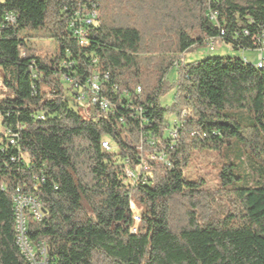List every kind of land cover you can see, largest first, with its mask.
<instances>
[{
    "label": "trees",
    "instance_id": "trees-1",
    "mask_svg": "<svg viewBox=\"0 0 264 264\" xmlns=\"http://www.w3.org/2000/svg\"><path fill=\"white\" fill-rule=\"evenodd\" d=\"M263 32L264 0H0V264H30L16 192L40 204L24 216L44 264H264ZM216 39L255 61H186ZM94 77L107 111L90 103ZM234 145L238 176L226 161L201 174V156Z\"/></svg>",
    "mask_w": 264,
    "mask_h": 264
},
{
    "label": "built area",
    "instance_id": "built-area-1",
    "mask_svg": "<svg viewBox=\"0 0 264 264\" xmlns=\"http://www.w3.org/2000/svg\"><path fill=\"white\" fill-rule=\"evenodd\" d=\"M93 13V12H92ZM91 15L88 14V18L83 19L82 16H78L77 22L80 25H83L80 30L78 31V36L80 39V45L86 46L87 45V30L85 29L86 26L92 25L95 15L94 13ZM7 20L13 21L12 16H8ZM74 27V23L70 24V28ZM259 45V52H258V64L256 65L257 68L264 67V32L259 36L258 39ZM209 50L213 49V44L208 42ZM70 82V81H67ZM91 93L90 103L93 106H97L101 111L109 110V103L98 97L99 87L96 84V77L90 83ZM6 136H8L9 145H14V139L17 138L15 134H12L10 131L4 132ZM102 148L105 150H109V145L106 142H102ZM128 177L132 178V174L128 173ZM14 203V210H15V220H14V229L16 234V245L19 251L26 257V259L30 262V264H44L47 261V249L44 243H31L27 237V221L24 216V211L28 209L33 218L35 220H40L41 215V207L40 204L33 198L16 194L13 197ZM134 208V207H133ZM135 210V209H134ZM133 226L130 229L131 233H135L136 225L139 222V215L138 211L136 210L132 217Z\"/></svg>",
    "mask_w": 264,
    "mask_h": 264
},
{
    "label": "rangeland",
    "instance_id": "rangeland-1",
    "mask_svg": "<svg viewBox=\"0 0 264 264\" xmlns=\"http://www.w3.org/2000/svg\"><path fill=\"white\" fill-rule=\"evenodd\" d=\"M24 37L29 40V46L35 50V52L38 54V57H47L48 59H53V53L55 45L52 42V39L44 34H25ZM213 44V50L210 51L209 47L206 46L203 49H200L197 53L187 56L186 61L193 62V61H199L203 60L208 57H238L242 58V56H245L248 60L254 62V56L249 52H242V51H234L230 46L225 45L222 43L220 39H216L212 42ZM175 79V70H172L168 76H167V82L170 84ZM5 89L2 85V73L0 71V98L5 96L4 93ZM173 92L170 91L161 101L162 104H169L171 100ZM239 147L234 145L231 147L228 151H223L218 153V155H203L200 157L199 161L204 166L206 162H209L213 166L217 165L220 162L226 161L227 163H231L234 165V168H232L234 174L236 176L239 175V169L240 163H241V155H244L243 153L239 152ZM217 154V153H215ZM200 166V172L203 174V172L207 173V176L209 178V181L213 179L214 171L215 169H211L210 165L208 169H205L204 167ZM195 164H192V167H190V170L194 169ZM195 172V170H193ZM209 184V183H208ZM230 246L227 244L225 245V250L229 251Z\"/></svg>",
    "mask_w": 264,
    "mask_h": 264
}]
</instances>
